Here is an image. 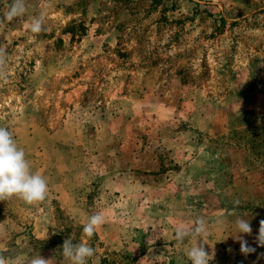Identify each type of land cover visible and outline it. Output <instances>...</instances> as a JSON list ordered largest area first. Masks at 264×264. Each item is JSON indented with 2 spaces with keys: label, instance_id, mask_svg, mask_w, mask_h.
Here are the masks:
<instances>
[{
  "label": "rangeland",
  "instance_id": "1",
  "mask_svg": "<svg viewBox=\"0 0 264 264\" xmlns=\"http://www.w3.org/2000/svg\"><path fill=\"white\" fill-rule=\"evenodd\" d=\"M11 2L0 127L48 192L0 201L6 264H71L66 238L95 249L87 264H190L174 233L201 217L209 264H264V0H25L8 22Z\"/></svg>",
  "mask_w": 264,
  "mask_h": 264
},
{
  "label": "clouds",
  "instance_id": "2",
  "mask_svg": "<svg viewBox=\"0 0 264 264\" xmlns=\"http://www.w3.org/2000/svg\"><path fill=\"white\" fill-rule=\"evenodd\" d=\"M25 12V0H12L2 19L12 22L23 16ZM44 19L43 14L34 17L26 27L31 33L39 34L43 30ZM5 55L6 50L0 48V64L4 62ZM47 192V180L41 174L32 171L24 150L17 145L12 133L5 127H0V201L15 196L31 205L44 201ZM105 221L106 217L99 212L89 216L83 225L84 235L91 239L96 229L102 226ZM234 225L236 232L233 238L239 241L240 252L245 256L255 252L256 249L250 247L247 240L241 235H251L252 228L249 219L237 216L234 219ZM206 231V221L202 217L194 220L190 226L181 224L175 229L174 237L178 243L183 244L189 238L193 240L186 252L190 264H209V261L213 259L214 252L205 251L204 244L206 242L201 238ZM255 240L258 247H264V220L259 222ZM60 248L62 256L71 264H87L88 259L95 254V249L86 241L73 243L70 238H66ZM260 256L264 257V253ZM0 264H6L2 256H0ZM27 264H49V259H45L39 254L28 260Z\"/></svg>",
  "mask_w": 264,
  "mask_h": 264
}]
</instances>
